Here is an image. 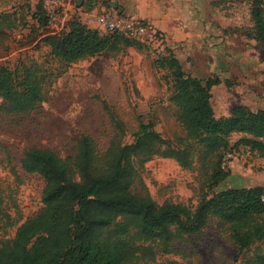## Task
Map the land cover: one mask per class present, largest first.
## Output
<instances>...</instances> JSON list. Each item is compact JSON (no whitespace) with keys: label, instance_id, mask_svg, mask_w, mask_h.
Masks as SVG:
<instances>
[{"label":"rangeland","instance_id":"374dc122","mask_svg":"<svg viewBox=\"0 0 264 264\" xmlns=\"http://www.w3.org/2000/svg\"><path fill=\"white\" fill-rule=\"evenodd\" d=\"M41 1L45 2L0 0V12L16 14L7 49L0 50V65L18 69L19 74L23 65H37L46 93L33 110L21 113L9 112L0 96V199L9 214L0 241L12 238L17 227L43 207L44 177L22 167L27 148H49L67 158L75 154L78 138L87 133L104 151L116 130L122 131L123 142L132 141L143 120L153 122L173 146L186 141L171 100L167 69L156 64L160 55L172 50L187 73L219 79L211 88L217 116L231 114L237 105L264 108V53L253 31L249 0H171V14L161 25L130 14L119 3L82 0L78 6V0H70L71 16L103 32L107 29L91 20L92 15L133 17L143 20L146 30L137 37L140 43L68 64L40 41L43 29L35 14L40 13ZM244 136H229V146L234 148L224 158L229 174L215 186L206 181L212 158L204 159L194 151L192 167L182 166L174 157H153L140 167L132 189L148 191L158 203L196 206L203 192L264 185V149L252 148ZM252 254V250L247 253ZM243 256L217 219H212L200 232L177 238L173 251H159L140 264H244Z\"/></svg>","mask_w":264,"mask_h":264},{"label":"trees","instance_id":"16d2710c","mask_svg":"<svg viewBox=\"0 0 264 264\" xmlns=\"http://www.w3.org/2000/svg\"><path fill=\"white\" fill-rule=\"evenodd\" d=\"M249 2L255 38L264 53V0ZM39 9L35 16L43 29L40 41L64 63L140 43L125 32H103L76 15L53 33L44 1ZM15 24V12H0V50L7 49L8 31ZM156 64L167 69L186 141L173 146L153 122L143 120L132 141L123 142L122 131L116 130L104 151L87 133L67 158L49 148H27L22 167L44 177L43 207L22 222L12 238L0 241V264H140L159 251H173L177 238L200 232L212 219L237 244L244 264H264V185L203 192L196 206L158 203L148 191L132 189L140 167L157 155L174 157L185 167H192L194 151L204 159L211 157L206 181L212 187L229 174L224 158L234 151L231 134L244 133L242 139L252 148L264 149V108L237 105L231 114L217 116L211 88L218 78L187 73L172 50L160 55ZM38 71L37 65L25 64L19 74L0 65V96L9 112H29L46 98ZM6 216L0 199V230Z\"/></svg>","mask_w":264,"mask_h":264},{"label":"built area","instance_id":"2783aa9c","mask_svg":"<svg viewBox=\"0 0 264 264\" xmlns=\"http://www.w3.org/2000/svg\"><path fill=\"white\" fill-rule=\"evenodd\" d=\"M69 1L70 0H45L44 6L49 17L48 26L51 32L57 33L66 27L68 20L71 18V8L68 6ZM90 19L106 28L107 32L120 31L130 36L140 37L146 30L145 22L133 17L122 15L114 16L109 13H102L92 15Z\"/></svg>","mask_w":264,"mask_h":264},{"label":"crops","instance_id":"0c3cea01","mask_svg":"<svg viewBox=\"0 0 264 264\" xmlns=\"http://www.w3.org/2000/svg\"><path fill=\"white\" fill-rule=\"evenodd\" d=\"M107 3H119L130 14L149 18L161 25L171 14V0H106Z\"/></svg>","mask_w":264,"mask_h":264},{"label":"water","instance_id":"95a60500","mask_svg":"<svg viewBox=\"0 0 264 264\" xmlns=\"http://www.w3.org/2000/svg\"><path fill=\"white\" fill-rule=\"evenodd\" d=\"M82 4V0H78V5L80 6Z\"/></svg>","mask_w":264,"mask_h":264}]
</instances>
